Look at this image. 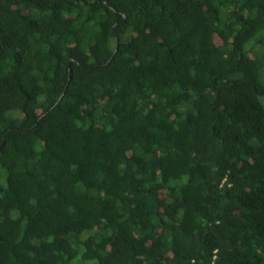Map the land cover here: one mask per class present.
Masks as SVG:
<instances>
[{
    "label": "trees",
    "instance_id": "trees-1",
    "mask_svg": "<svg viewBox=\"0 0 264 264\" xmlns=\"http://www.w3.org/2000/svg\"><path fill=\"white\" fill-rule=\"evenodd\" d=\"M261 63L264 0H0V264H264Z\"/></svg>",
    "mask_w": 264,
    "mask_h": 264
},
{
    "label": "rangeland",
    "instance_id": "rangeland-1",
    "mask_svg": "<svg viewBox=\"0 0 264 264\" xmlns=\"http://www.w3.org/2000/svg\"><path fill=\"white\" fill-rule=\"evenodd\" d=\"M261 69H262V72H263V80H264V63H261ZM261 103L264 106V97L261 98ZM77 256H78V254H77ZM77 256L73 259L74 260V262H73L74 264H78L77 263Z\"/></svg>",
    "mask_w": 264,
    "mask_h": 264
},
{
    "label": "water",
    "instance_id": "water-1",
    "mask_svg": "<svg viewBox=\"0 0 264 264\" xmlns=\"http://www.w3.org/2000/svg\"><path fill=\"white\" fill-rule=\"evenodd\" d=\"M117 45V44H116Z\"/></svg>",
    "mask_w": 264,
    "mask_h": 264
}]
</instances>
